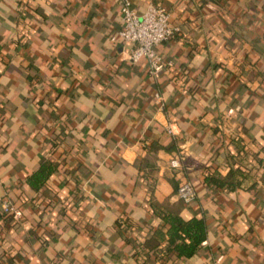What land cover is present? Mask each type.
Segmentation results:
<instances>
[{
	"label": "crops",
	"instance_id": "obj_1",
	"mask_svg": "<svg viewBox=\"0 0 264 264\" xmlns=\"http://www.w3.org/2000/svg\"><path fill=\"white\" fill-rule=\"evenodd\" d=\"M129 1L180 28L155 75L120 0H0V264H264V0ZM160 210L204 218L194 255Z\"/></svg>",
	"mask_w": 264,
	"mask_h": 264
},
{
	"label": "built area",
	"instance_id": "obj_2",
	"mask_svg": "<svg viewBox=\"0 0 264 264\" xmlns=\"http://www.w3.org/2000/svg\"><path fill=\"white\" fill-rule=\"evenodd\" d=\"M121 27L111 34L110 40L125 46L126 59L132 63L144 60L147 63L148 72L155 75L165 65H171L156 50V46L174 39L180 28L170 22L169 11L161 4L150 3L142 13H138L132 7L129 0H120ZM171 132V129H168ZM183 155L170 159L172 168H179ZM177 197L184 203H189L196 198V190L190 181L179 184ZM1 209L4 215L18 219L21 211L11 201H1ZM125 227L124 220L119 224Z\"/></svg>",
	"mask_w": 264,
	"mask_h": 264
},
{
	"label": "trees",
	"instance_id": "obj_3",
	"mask_svg": "<svg viewBox=\"0 0 264 264\" xmlns=\"http://www.w3.org/2000/svg\"><path fill=\"white\" fill-rule=\"evenodd\" d=\"M110 38V37H109ZM48 166L43 165L32 175L31 182L36 185L41 183L48 175ZM164 221L169 224L168 233V248L170 254L176 258L186 259L196 253L202 242L206 239V222L203 217H192L185 220L178 214L169 210H160ZM145 245L151 248H156L157 243L150 244L145 241ZM154 248V249H155Z\"/></svg>",
	"mask_w": 264,
	"mask_h": 264
}]
</instances>
